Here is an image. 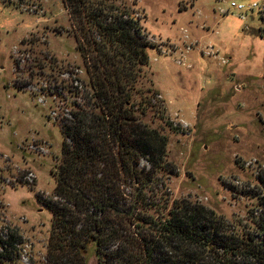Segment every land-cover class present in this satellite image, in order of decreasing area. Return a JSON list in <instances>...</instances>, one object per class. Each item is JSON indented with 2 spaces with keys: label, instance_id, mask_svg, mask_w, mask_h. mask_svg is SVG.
Here are the masks:
<instances>
[{
  "label": "rangeland",
  "instance_id": "rangeland-1",
  "mask_svg": "<svg viewBox=\"0 0 264 264\" xmlns=\"http://www.w3.org/2000/svg\"><path fill=\"white\" fill-rule=\"evenodd\" d=\"M231 2L264 0L113 3L133 11L153 44L147 50L158 93L153 104L164 113L148 111L144 121L165 136L172 174L159 178L163 186L151 183V202L186 199L228 221L244 219L264 195L256 179L264 173V36L257 32L264 21L258 10L240 14ZM72 5L0 0V238L12 232L20 241L15 249L0 246L8 256L0 264L47 261L51 215L37 200L52 194L61 117L86 89ZM86 258L96 264L91 250Z\"/></svg>",
  "mask_w": 264,
  "mask_h": 264
},
{
  "label": "trees",
  "instance_id": "trees-1",
  "mask_svg": "<svg viewBox=\"0 0 264 264\" xmlns=\"http://www.w3.org/2000/svg\"><path fill=\"white\" fill-rule=\"evenodd\" d=\"M67 1L79 14L87 91L61 117L52 194L37 200L51 215L46 264H87L89 250L96 264H264V195L232 221L186 199L151 202V183L163 186L159 178L172 174L165 136L144 121L158 94L148 65L153 44L115 0ZM256 179L264 194V173ZM7 238L1 247L20 243L12 232Z\"/></svg>",
  "mask_w": 264,
  "mask_h": 264
},
{
  "label": "built area",
  "instance_id": "built-area-1",
  "mask_svg": "<svg viewBox=\"0 0 264 264\" xmlns=\"http://www.w3.org/2000/svg\"><path fill=\"white\" fill-rule=\"evenodd\" d=\"M230 7L234 8L236 11L241 12L240 14H242V12H247V11H254V10H258V12L262 15V17L264 18V3L263 4H258L256 2H253L251 4L248 5H243V4H236L235 2H231L230 3ZM229 11V9H220L219 13L220 14H226ZM241 18H243V16H241ZM207 56H216V53H214V51L207 49L206 53ZM224 61L222 60V63Z\"/></svg>",
  "mask_w": 264,
  "mask_h": 264
}]
</instances>
